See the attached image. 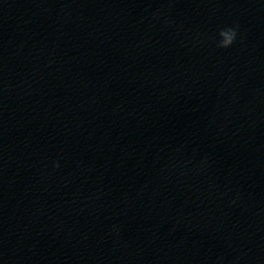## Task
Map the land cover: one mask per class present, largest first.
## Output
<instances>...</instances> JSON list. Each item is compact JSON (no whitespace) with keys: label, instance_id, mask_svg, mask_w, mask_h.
Here are the masks:
<instances>
[{"label":"water","instance_id":"1","mask_svg":"<svg viewBox=\"0 0 264 264\" xmlns=\"http://www.w3.org/2000/svg\"><path fill=\"white\" fill-rule=\"evenodd\" d=\"M0 264H264V0H0Z\"/></svg>","mask_w":264,"mask_h":264},{"label":"clouds","instance_id":"2","mask_svg":"<svg viewBox=\"0 0 264 264\" xmlns=\"http://www.w3.org/2000/svg\"><path fill=\"white\" fill-rule=\"evenodd\" d=\"M237 36V32L235 28H224L219 31V43L218 47L221 48H228L230 47L233 42L235 41Z\"/></svg>","mask_w":264,"mask_h":264}]
</instances>
